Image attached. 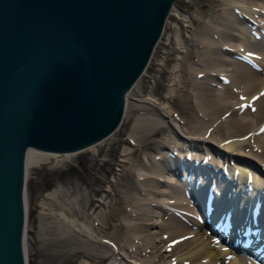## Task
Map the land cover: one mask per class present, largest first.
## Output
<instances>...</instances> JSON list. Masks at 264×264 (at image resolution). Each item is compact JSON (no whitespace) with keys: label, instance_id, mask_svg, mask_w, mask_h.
<instances>
[{"label":"bare ground","instance_id":"obj_1","mask_svg":"<svg viewBox=\"0 0 264 264\" xmlns=\"http://www.w3.org/2000/svg\"><path fill=\"white\" fill-rule=\"evenodd\" d=\"M207 6L221 15L228 14L230 7L234 8L242 14L243 22L234 23L229 13L227 21L212 27L220 39H196L191 50L187 46V52L190 51L197 65H184L182 59L176 69L166 70L176 73L172 84L187 93L191 117L184 118L164 107L159 116L148 118L158 130L151 131V135L140 134L139 128L144 127L140 120L144 118L140 117L141 124L138 130L134 127L133 138H130L127 130L118 134L116 131L123 113L112 132L86 146L70 150L27 147L24 264L31 262L27 243L34 208L27 189L30 173L43 163L62 164L88 150L96 155L102 146L108 145L109 149L118 141L130 142L131 147L119 151L126 156L122 161L130 166L122 168L120 175L112 180V196L105 187H94L89 194L81 191L80 195L67 200L63 197L64 186L58 184L42 197L40 220L37 218L42 228L52 231L56 225L62 231L59 238L65 240L73 234L80 235L76 243V238L72 240L73 246L56 251L55 255L61 259L59 264H93L83 257L91 255L98 262L110 259L113 250L129 256L124 264H264V123L257 127L260 122L257 120L264 116V32L256 30L259 39L247 37L251 18L264 29V5L258 0H246L244 5L237 0H214ZM166 45L170 48L166 51L167 59L173 49L180 48L169 42ZM231 52L253 59L257 69L227 54ZM150 59L126 94L124 112L130 110L131 92L135 90V94L140 95L144 90L136 87L146 74ZM185 71L191 76L186 74L185 77ZM250 107L261 116L254 118L256 111H251ZM234 110L241 113L236 115ZM163 114L172 115L176 124L171 120L167 124ZM168 127L171 131L167 133ZM156 146L161 149L154 155L156 158L149 155L143 158L144 150ZM229 162L233 165H228ZM165 184L173 186L166 190ZM208 203L212 208L206 209ZM49 217L59 223L55 224ZM122 230L124 235L116 243L105 236L112 232L117 235ZM46 238L44 235L40 239ZM240 246L252 249L257 257L239 258L241 254L236 256V253ZM119 257L108 264H114Z\"/></svg>","mask_w":264,"mask_h":264},{"label":"water","instance_id":"obj_2","mask_svg":"<svg viewBox=\"0 0 264 264\" xmlns=\"http://www.w3.org/2000/svg\"><path fill=\"white\" fill-rule=\"evenodd\" d=\"M174 0H0V264H24V161L112 132Z\"/></svg>","mask_w":264,"mask_h":264},{"label":"rangeland","instance_id":"obj_3","mask_svg":"<svg viewBox=\"0 0 264 264\" xmlns=\"http://www.w3.org/2000/svg\"><path fill=\"white\" fill-rule=\"evenodd\" d=\"M207 1L209 0H176L174 4L175 6H173L166 20V24L160 40L158 41L152 53L150 62L146 70V74L143 76V79L140 80V84L136 87V89L141 90L142 88H144V90L141 91L140 95L135 94V90L132 91L134 93L131 92L132 96L130 95L131 97H129L131 107H129L130 110H125L121 124L116 129V131H119L117 132V134L121 131L127 130V136L133 138L131 136V133L132 131H134V127L138 130V126L140 123L138 119L142 117L144 119L140 120H143L142 125L144 127L142 126L143 128H139V133L151 135V131L155 132V130H158L159 128L158 126L151 125V122L148 120V118L159 116L160 113L164 112V110L162 109L164 107L165 110L174 111L176 112V115H181L184 118H188L189 116L191 117L192 109H190L189 102H187L186 99L187 93L182 90V87L178 89L177 84H172L174 78L176 77V73L171 71L166 72V70L176 69L182 62V59H184V65H197V63L194 62L193 57H191L190 51L187 52V46L189 50H191L194 47L196 39L198 41L199 39H204L206 37H210L212 39H220L217 35H215L212 27H217L221 25L222 21H227L229 13H232V15L229 16V19H232V21L233 19H235L234 23H239L240 21L243 22L242 14L239 13L238 10L235 11L234 8L230 7L228 14L225 12V14L222 13L221 15L218 11H211L209 9L210 7L207 6L210 1L213 2L214 0H210L209 2ZM237 1L243 5L244 2H246V0ZM258 1H260V3L264 5V0ZM214 3L217 2L215 1ZM245 17L250 20L249 17ZM262 19H264V16ZM251 21L252 26L249 28V30H247V37L252 39H259L260 36H256V34L252 31L258 30L260 32H264V29L262 25L257 24L256 19L251 18ZM234 41L238 42L239 40L234 39ZM166 42H169L171 46L174 45L180 47L176 50L173 49V53L169 55L170 57H168V59L166 56V51L170 50V48L167 47ZM227 54L233 58L236 57L238 59H242L246 61L248 65L250 64L252 67L257 69V63L253 59L240 56L239 54L234 52ZM163 69H165V71H163ZM184 74H189V77L191 76V73H187V71H185ZM187 76L188 75H186L185 77ZM136 107H138L140 110ZM250 109L251 111H256L255 108L250 107ZM240 113L241 112L239 111L235 112L236 115ZM258 113L259 112L257 111L255 112L254 118L261 116V114L259 113L258 115ZM163 118L167 120V124L170 122V120L175 123V121L173 120L174 117H172V115L170 117L166 114H163ZM261 118L262 120H257L260 121L257 127L264 123V116H262ZM170 131L171 129L168 127L167 133ZM154 138H157L156 135L154 136ZM154 138L150 136V141H153ZM109 140L111 139H108L107 141ZM102 147V149L100 148L99 152L97 153L98 155H94L91 151L88 150L84 153L74 156L73 159L68 160L62 164L57 165V163H43L40 167H36L33 172L30 173L27 182V189L34 207L32 214L30 215L29 231L27 232V243L29 244V252L31 253L30 264H59L61 259L58 257V255H55L56 251H61L65 248L68 249L73 246L72 244H75L80 239V235L78 237V235L74 234V236H69L70 238L67 237L66 240L60 239L59 234L62 233V231L61 229H59V227H56V225L54 230L52 231L44 230V228H42V225L40 224L41 221L39 223L38 219L40 220L39 213L42 209L41 201L43 195H45L48 191H51L55 187H58V184L64 186L66 195L63 194V197L66 196L64 198L67 200H71L74 198V196L80 195L81 191H86V194H89V191H92L94 187H105V189L109 192V195H113L114 189L111 183L112 180L115 179L116 176L120 175V172H122V168L130 166L126 161H122V158L125 157L126 159V156L120 154L119 151L123 152V149L125 147H131V145L130 142L123 143L121 141H118L116 145H112L109 149L108 145H104ZM165 148L168 149V147ZM160 150L161 149L158 146L149 147L147 148V150H144L143 158H146V156L148 157V155L150 157L156 158L154 157V155H158V152ZM187 163H189V161H187ZM228 165H233V162H229ZM106 176L108 177V179ZM164 186V188L168 190L171 189L173 184H165ZM75 193H77V195H75ZM111 196H109V198H111L110 200L112 201L114 200V198H112ZM108 204L109 203H107V205ZM121 215L125 220V214L122 213ZM49 220L52 221V217H49ZM53 222L55 224L59 223L57 220H53ZM44 235L45 237L47 236L46 239L48 240H43L45 244L40 239ZM122 235H124V230H122L117 235L116 233L113 234V232L110 235L105 234V236L110 239L112 243H116V241ZM74 239L76 240L75 243H73L74 241H72ZM66 245L70 246L66 247ZM112 252L114 253V255L110 259H101L98 262L94 257H91V255L84 256L83 259L93 264H108L110 262L112 263L111 260L117 257V255L120 256L118 260L122 261L121 264H124L126 260H129V256L124 253L119 252V254L118 251L114 250ZM168 252L169 251L167 250L166 253ZM166 253H164V257L166 256ZM243 255L244 254L239 251H237L236 253V256H238L239 258H244L242 257ZM118 260L115 262L118 263ZM115 262L113 263L116 264ZM73 263L74 262H65L62 264Z\"/></svg>","mask_w":264,"mask_h":264},{"label":"snow or ice","instance_id":"obj_4","mask_svg":"<svg viewBox=\"0 0 264 264\" xmlns=\"http://www.w3.org/2000/svg\"><path fill=\"white\" fill-rule=\"evenodd\" d=\"M262 95H264V93H262ZM243 99V98H242ZM245 106H247V105H245ZM262 130H264V129H262Z\"/></svg>","mask_w":264,"mask_h":264}]
</instances>
